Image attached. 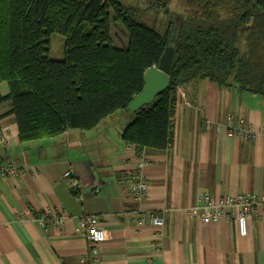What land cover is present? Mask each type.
<instances>
[{
  "label": "crops",
  "instance_id": "1",
  "mask_svg": "<svg viewBox=\"0 0 264 264\" xmlns=\"http://www.w3.org/2000/svg\"><path fill=\"white\" fill-rule=\"evenodd\" d=\"M5 85L2 95L9 93ZM179 95L173 143L142 153L149 159L142 170L149 193L141 202L131 191L140 155L122 138L131 114L116 113L90 131L27 141L20 140L14 116L2 119L8 143L0 146V166L25 173L0 179V264H78L89 258L79 228L83 216L109 230V240L99 246L100 264H264V211L250 220L247 236L239 234L234 217L203 224L184 212L202 196H264L263 137L245 140L225 131L231 119L263 129L264 97L209 81L190 84ZM68 171L79 195L63 181ZM138 214L161 217L165 226H138Z\"/></svg>",
  "mask_w": 264,
  "mask_h": 264
},
{
  "label": "trees",
  "instance_id": "2",
  "mask_svg": "<svg viewBox=\"0 0 264 264\" xmlns=\"http://www.w3.org/2000/svg\"><path fill=\"white\" fill-rule=\"evenodd\" d=\"M169 8L170 0H152ZM186 14L163 31L118 0H0V114L14 116L21 141L90 131L119 112L132 115L122 138L142 155L173 143L178 90L198 81L264 97V0H184ZM152 6V5H151ZM149 9H154L150 8ZM128 33L115 45L111 15ZM66 38L50 57V38ZM175 48L167 91L136 111L145 74Z\"/></svg>",
  "mask_w": 264,
  "mask_h": 264
},
{
  "label": "built area",
  "instance_id": "3",
  "mask_svg": "<svg viewBox=\"0 0 264 264\" xmlns=\"http://www.w3.org/2000/svg\"><path fill=\"white\" fill-rule=\"evenodd\" d=\"M180 93L181 89L178 90V95ZM174 123L175 119L171 118V126H173ZM225 131L228 134L236 132L237 136L245 140H251L259 135L257 134L258 130L252 125L247 124L244 119H240L238 125L234 119H231L225 126ZM260 135L264 139V128L260 130ZM7 143V136L0 132V146L7 145ZM126 146L128 149L135 147L129 143H127ZM148 163V157L142 155L133 163L134 171L131 174V191L132 197L139 202L143 201L149 193V184L142 172L144 166ZM24 173V169H17L10 165L0 166V179ZM63 181L71 187L75 195L80 194L79 183L74 179L71 171L64 174ZM262 211H264V196H257L252 193L229 195L225 197L202 196L198 199L195 206L184 209L188 217L194 219L197 223L203 224H218L234 217L236 218L238 231L241 236L248 235L250 220ZM135 221L138 226H143L146 221H149L152 226L157 228H163L165 226V220L155 215H149L148 218H145L142 214H138ZM39 224L43 228L46 227L45 221H40ZM79 228L85 232L87 241L89 242L90 257L83 259L78 264H100L99 246L109 240V230L99 228L94 216L81 217Z\"/></svg>",
  "mask_w": 264,
  "mask_h": 264
},
{
  "label": "rangeland",
  "instance_id": "4",
  "mask_svg": "<svg viewBox=\"0 0 264 264\" xmlns=\"http://www.w3.org/2000/svg\"><path fill=\"white\" fill-rule=\"evenodd\" d=\"M118 1H120L126 7L136 8L139 11L138 20L145 22L150 26H154L159 31L166 29V27L171 23L172 19L176 21V17L183 16L187 12L183 4L184 0H170V5L167 10L165 8H157V6H154L152 3V0ZM149 7L154 9H149ZM111 29L115 45L119 48H126L129 38L127 30L120 21L114 20V14L111 15ZM65 44V37L58 34H53L50 38V57L55 60H62L64 57ZM260 130L257 131V134L259 135Z\"/></svg>",
  "mask_w": 264,
  "mask_h": 264
},
{
  "label": "water",
  "instance_id": "5",
  "mask_svg": "<svg viewBox=\"0 0 264 264\" xmlns=\"http://www.w3.org/2000/svg\"><path fill=\"white\" fill-rule=\"evenodd\" d=\"M174 57L175 48L168 47L159 65L146 72L143 92L130 104V111L134 112L143 105L151 104L157 95L168 90Z\"/></svg>",
  "mask_w": 264,
  "mask_h": 264
}]
</instances>
